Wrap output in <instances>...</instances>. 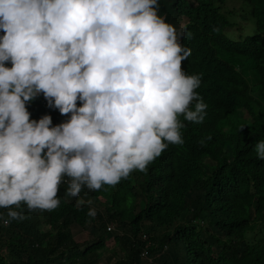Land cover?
<instances>
[{"label":"clouds","instance_id":"9594fccd","mask_svg":"<svg viewBox=\"0 0 264 264\" xmlns=\"http://www.w3.org/2000/svg\"><path fill=\"white\" fill-rule=\"evenodd\" d=\"M0 33L4 226L25 211L58 209L63 184L78 197L147 174L170 145L184 144L185 121L206 118L203 74L182 68L191 49L159 0H0ZM40 95L67 119H30ZM254 150L264 160V139ZM85 204L94 219L93 201L77 200Z\"/></svg>","mask_w":264,"mask_h":264},{"label":"trees","instance_id":"16d2710c","mask_svg":"<svg viewBox=\"0 0 264 264\" xmlns=\"http://www.w3.org/2000/svg\"><path fill=\"white\" fill-rule=\"evenodd\" d=\"M159 2L191 49L182 68L203 74L204 122L185 121L184 144L170 145L147 174L78 197L63 184L55 211L0 221V264H98L110 246L105 264H264V160L254 150L264 139V0ZM28 109L53 125L67 119L43 95ZM78 199L93 201L94 219ZM73 226L87 229L88 242L74 240Z\"/></svg>","mask_w":264,"mask_h":264},{"label":"rangeland","instance_id":"374dc122","mask_svg":"<svg viewBox=\"0 0 264 264\" xmlns=\"http://www.w3.org/2000/svg\"><path fill=\"white\" fill-rule=\"evenodd\" d=\"M239 21V24L241 22V20H238L237 19V22ZM247 24H249V22H247ZM235 29V28H233ZM231 36L233 37V33H231ZM234 37H236V33L234 34ZM44 231L45 230H48V227H45L43 228ZM87 229H81L77 226H73L71 227V232H72V235L74 237V240L79 243V244H84L86 242H88L89 240V236L87 234ZM112 245V244H111ZM114 248V246H110L108 247V250L107 251H103L102 252V255L100 256L99 258V262L98 264H105V262L107 261V257L109 256L110 252L112 251L111 249ZM115 250L118 251L119 250V246L115 247ZM115 259H113V261L109 262L108 264L110 263H113Z\"/></svg>","mask_w":264,"mask_h":264},{"label":"built area","instance_id":"2783aa9c","mask_svg":"<svg viewBox=\"0 0 264 264\" xmlns=\"http://www.w3.org/2000/svg\"><path fill=\"white\" fill-rule=\"evenodd\" d=\"M111 229V226L110 227H108V230H110Z\"/></svg>","mask_w":264,"mask_h":264}]
</instances>
